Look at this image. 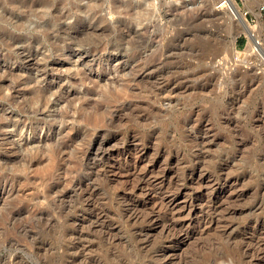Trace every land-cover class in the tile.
Instances as JSON below:
<instances>
[{"label": "rangeland", "instance_id": "obj_1", "mask_svg": "<svg viewBox=\"0 0 264 264\" xmlns=\"http://www.w3.org/2000/svg\"><path fill=\"white\" fill-rule=\"evenodd\" d=\"M238 1L251 33L216 0H0V264H264Z\"/></svg>", "mask_w": 264, "mask_h": 264}, {"label": "built area", "instance_id": "obj_2", "mask_svg": "<svg viewBox=\"0 0 264 264\" xmlns=\"http://www.w3.org/2000/svg\"><path fill=\"white\" fill-rule=\"evenodd\" d=\"M216 6L217 8L221 9V10H225L227 11L228 13H230L231 15L233 14L234 15V10H233V7L235 8H239L245 15V18H246V15L248 14L247 10H244L243 7L240 6V3L238 0H216ZM236 4V5H235ZM261 10H264V2L261 6ZM249 23V22H248ZM250 24V23H249ZM253 39L255 40L256 44L254 46V50L255 51H259V47H260V40L258 38V36H256L255 34L253 35Z\"/></svg>", "mask_w": 264, "mask_h": 264}, {"label": "bare ground", "instance_id": "obj_3", "mask_svg": "<svg viewBox=\"0 0 264 264\" xmlns=\"http://www.w3.org/2000/svg\"><path fill=\"white\" fill-rule=\"evenodd\" d=\"M236 5V4H235ZM233 10H234V15L230 14L231 18H234V19H238V21L240 22V24L243 25V29L245 31H247L248 33H251L252 32V26L245 20V15L244 13L239 9V8H235L233 7ZM67 96L69 95V93H65Z\"/></svg>", "mask_w": 264, "mask_h": 264}, {"label": "trees", "instance_id": "obj_4", "mask_svg": "<svg viewBox=\"0 0 264 264\" xmlns=\"http://www.w3.org/2000/svg\"><path fill=\"white\" fill-rule=\"evenodd\" d=\"M244 39L241 40V43H243Z\"/></svg>", "mask_w": 264, "mask_h": 264}]
</instances>
